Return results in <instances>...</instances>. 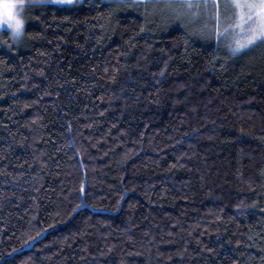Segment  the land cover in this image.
<instances>
[{"label": "trees", "instance_id": "obj_1", "mask_svg": "<svg viewBox=\"0 0 264 264\" xmlns=\"http://www.w3.org/2000/svg\"><path fill=\"white\" fill-rule=\"evenodd\" d=\"M111 8L0 35V264H264V45Z\"/></svg>", "mask_w": 264, "mask_h": 264}, {"label": "snow or ice", "instance_id": "obj_2", "mask_svg": "<svg viewBox=\"0 0 264 264\" xmlns=\"http://www.w3.org/2000/svg\"><path fill=\"white\" fill-rule=\"evenodd\" d=\"M19 2L22 7L26 8L30 4L41 6L72 4L74 0H19ZM138 2L147 6L148 0H138ZM164 7L174 10L184 9L195 16H199L201 13L209 16L215 21L217 39L222 35L221 23L223 20L225 24L223 35L233 34L228 45L233 56L264 45V0H226L223 6L221 0H179L178 3L176 0H164ZM222 7L232 9V15L224 17L221 11ZM177 18L179 19V16ZM0 30H3L2 25H0ZM24 34L25 27L21 22L13 34L14 41L19 43ZM2 46L4 45H0V47Z\"/></svg>", "mask_w": 264, "mask_h": 264}, {"label": "rangeland", "instance_id": "obj_3", "mask_svg": "<svg viewBox=\"0 0 264 264\" xmlns=\"http://www.w3.org/2000/svg\"><path fill=\"white\" fill-rule=\"evenodd\" d=\"M85 0H74V3H81ZM92 2L104 1L112 5L110 13V18L116 19L120 13L124 12H138L139 10H143L146 14L147 25L153 30L159 29L162 27L163 31H168L174 27H181L187 38L191 41H199V42H209L214 40L216 44L222 45L229 49V43L233 38V34L229 33L227 36L223 35V28L225 24L221 23V37L217 39L216 31H215V21L211 19L209 16L201 13L199 16H195L189 13L184 9H171L164 7V0H148L147 6L142 3H139L138 0H91ZM178 3L179 0H176ZM226 2V0H221V4ZM72 4H57L60 6H70ZM31 8V4L25 8V15L27 11ZM222 15L224 17H228L232 15V9H221ZM179 16V19L177 18ZM106 20V26L110 24V21ZM26 27V26H25ZM5 30H0V35ZM9 34V33H8ZM1 40L5 41V39ZM264 242V239H263Z\"/></svg>", "mask_w": 264, "mask_h": 264}, {"label": "clouds", "instance_id": "obj_4", "mask_svg": "<svg viewBox=\"0 0 264 264\" xmlns=\"http://www.w3.org/2000/svg\"><path fill=\"white\" fill-rule=\"evenodd\" d=\"M21 22L25 27L27 23L25 8L21 6L19 0H0V25L3 30H7L9 38L13 41V34Z\"/></svg>", "mask_w": 264, "mask_h": 264}, {"label": "water", "instance_id": "obj_5", "mask_svg": "<svg viewBox=\"0 0 264 264\" xmlns=\"http://www.w3.org/2000/svg\"><path fill=\"white\" fill-rule=\"evenodd\" d=\"M82 163V162H81ZM84 166L82 165V168H83Z\"/></svg>", "mask_w": 264, "mask_h": 264}]
</instances>
